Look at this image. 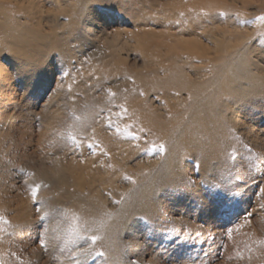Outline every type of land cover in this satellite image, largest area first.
Here are the masks:
<instances>
[{
    "label": "rangeland",
    "instance_id": "obj_1",
    "mask_svg": "<svg viewBox=\"0 0 264 264\" xmlns=\"http://www.w3.org/2000/svg\"><path fill=\"white\" fill-rule=\"evenodd\" d=\"M257 17L0 0V264H264Z\"/></svg>",
    "mask_w": 264,
    "mask_h": 264
},
{
    "label": "snow or ice",
    "instance_id": "obj_2",
    "mask_svg": "<svg viewBox=\"0 0 264 264\" xmlns=\"http://www.w3.org/2000/svg\"><path fill=\"white\" fill-rule=\"evenodd\" d=\"M258 20H264V17H257ZM77 119H79V117H77ZM71 139H75L74 137H70ZM91 146V145H90ZM160 150L163 151V145L160 146ZM38 187V186H37ZM32 196H33V199L36 198V189L33 188L32 189ZM99 237L97 236H91L89 239L92 240V242L94 243ZM98 255H103V253H98Z\"/></svg>",
    "mask_w": 264,
    "mask_h": 264
}]
</instances>
